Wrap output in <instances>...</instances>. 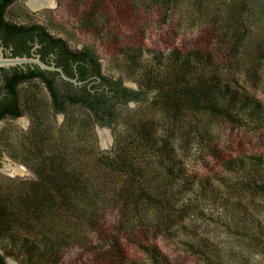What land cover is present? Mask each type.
<instances>
[{"label": "trees", "instance_id": "trees-1", "mask_svg": "<svg viewBox=\"0 0 264 264\" xmlns=\"http://www.w3.org/2000/svg\"><path fill=\"white\" fill-rule=\"evenodd\" d=\"M96 4L95 9L79 15L81 30L98 33V21L114 19L115 24L117 17L125 15L119 0H97ZM237 7L229 8L223 21L228 31L218 39L217 44L224 50L221 56L215 57L208 49L182 52L174 48L163 59L158 58L144 68L139 85L151 94V117L156 115L152 112H157L160 120L144 119L141 108L131 112L130 116L137 118L125 124L128 131L122 142L110 153H97L87 167L76 159L68 165L66 155H47L42 150L49 141L44 122L48 109L46 103L45 109L39 103L40 117L32 119L30 138L26 136L24 140L34 149L25 152V160H35V179L18 183V191L10 184L6 193L0 192V246L6 249L9 245L10 250H4L6 256H21L23 264H64L63 253L72 242L80 245L82 240L90 239L89 246L95 238L97 245L89 247L88 253L96 255V264H129L123 243L139 248L145 257L131 260V264H166L157 247L142 243L135 235L146 228L154 233V238L169 236L194 214L189 203L177 207L182 195L191 194L194 189L183 165L188 147L199 141L214 152L218 136L215 126H221L237 149L243 147V135L257 133V138L264 142V109L244 80L248 78L253 84L260 80L264 49L255 50L246 61L244 9ZM103 44L107 49L113 47L116 54V47ZM117 51L125 68L128 67L126 70H130L128 75L133 76L139 62L138 50L134 52L129 46ZM72 59L86 64L78 66L84 74L89 71L87 65H91L94 73L112 86L114 95L88 94L76 98L74 94L73 98H64L67 104L54 98L57 110L68 109L62 130L64 143L60 135L59 145L65 144L68 135L79 131V126L88 128V118L84 121L80 112L89 116L92 123H111L115 119L114 102L137 100L139 96L102 77L92 49L74 50ZM27 106V111L32 108ZM74 155L83 160L87 156L81 151ZM221 156L226 172L242 173L230 184L232 197L238 194L239 198L234 204L236 214L246 215L241 218L242 235L264 249V219L249 222L252 215L247 212L248 207L258 205L259 212L264 213V153L253 156L251 163L245 160H250V156L244 154ZM74 161H78L77 165ZM209 185L206 181L199 183L198 201L224 203ZM246 196L251 202L242 209L244 205L239 201ZM210 247L205 241L200 242L193 253L211 264L206 258ZM0 264H5L1 255Z\"/></svg>", "mask_w": 264, "mask_h": 264}, {"label": "rangeland", "instance_id": "rangeland-1", "mask_svg": "<svg viewBox=\"0 0 264 264\" xmlns=\"http://www.w3.org/2000/svg\"><path fill=\"white\" fill-rule=\"evenodd\" d=\"M96 1L59 0L55 9L47 12L42 11L39 17L42 22H49L54 27L53 31L62 33L73 50L92 49L101 63V72L105 78L134 88L146 96L144 101L131 108L115 105V119L110 132L111 148L103 152H112L115 146L122 142L125 133L128 131L126 125L137 118L131 117V112L141 108L139 112L144 114L142 116L144 119L160 120L161 115L157 112H152L156 115L151 117L148 106L151 94L139 85V76L144 68L149 64H154L156 60L163 59L165 54L174 48L182 52L192 49H208L215 54V57L221 56V52L224 50L217 43L218 39L223 37L222 34L228 31L225 29L223 21L228 16L229 8L238 5V7L242 6V10L244 9L245 49L248 56L246 61H249V55H252L255 50L264 49V0H119L122 6V14L125 13L124 17H117L115 24H112L114 19L98 21L96 25L98 33L94 34L90 31L81 30L78 18H80V14L95 9ZM131 11H133L132 14ZM127 14H130V19H127ZM108 16L113 18L112 14ZM220 28L222 29L219 32ZM103 43L116 47V54L113 47L107 49ZM129 46L134 52L138 50L136 54L139 57V62L135 65L138 67L135 68L131 77L128 75L130 70H126L128 67L125 68L123 65L121 53L117 51L120 48L122 52ZM244 80L248 91L258 98L264 109V62L262 63L260 80L257 83L253 84L248 78H244ZM79 115L83 116L84 121L88 118V128L79 126V131L68 135L65 144L59 145L60 135H62L61 143H64L62 130L66 117L62 118L57 127L51 114L47 113L44 122L48 126L45 133L46 139L49 141L45 143L42 150L47 155L51 153L66 155L68 165H71V162L76 159L87 167L95 155L102 152L99 149L91 119L83 111ZM27 122L25 120V123ZM28 128L29 126L26 124V128L22 129L19 122H7L2 127L9 132V141L6 144L0 142L1 154L11 164L21 169L24 175L0 171L1 193H6L10 184L18 191V183L35 179L32 170L36 164L35 160H25V152L34 149H32L31 144H25L24 140L19 142V138L27 132ZM214 128L218 135L212 148L215 150L214 152L206 148L203 142L198 141L193 146H189V149L183 154L185 174L194 183V189L191 194L182 195L177 207L189 203L194 214L186 219L182 225L175 227L169 236L154 238V233L146 228H142L135 236L140 238L142 243L157 247L166 264H208L206 259L203 261L201 256L193 253L195 252L193 248L204 241L211 246L206 257L210 259L211 264H264V249L254 246L248 238L242 235L241 230L244 224L241 218L246 217V215L236 214L234 204L239 200L238 194L233 197L231 195L232 189L230 187L233 185L230 184L237 181V177L242 173L231 175L226 172L223 167L224 158L221 156L244 154L250 156V160L248 157L245 160L251 163L253 156L256 157L264 153V142L257 138V133L243 135V147L237 149L236 146L233 147L229 135L221 131V126ZM79 151L87 155L84 160L80 155H74ZM78 161H74V163L77 165ZM205 181L210 184L211 188L213 187L214 191H217L224 203L198 201L199 183ZM249 202L251 201L248 197L239 201L240 204L244 205L242 209H245ZM247 212L250 216L252 215L249 222L253 219L256 221L264 219V213L259 212L258 205L248 207ZM89 240H82L80 245L72 242L67 247V251H64L61 262L64 264H96L94 261L96 255H91L88 251L89 247L97 244L94 242V238L88 246ZM127 244L123 243V247L127 252L126 259L129 264H131V260H145L139 248L129 247ZM5 248L0 246V253L5 259L14 264H23L20 259L21 256H6L4 250H10L9 245ZM99 252L101 253V251Z\"/></svg>", "mask_w": 264, "mask_h": 264}, {"label": "flooded vegetation", "instance_id": "flooded-vegetation-1", "mask_svg": "<svg viewBox=\"0 0 264 264\" xmlns=\"http://www.w3.org/2000/svg\"><path fill=\"white\" fill-rule=\"evenodd\" d=\"M57 1L59 0H0V58L37 59L45 66L61 69L68 79L79 83L74 85L64 80L58 72L42 70L36 64L0 67V142L2 144L9 141V132L2 129L7 122L27 120L26 124L29 128L19 138V142L25 140L26 136L30 138L32 119L40 117L41 114L39 103H43L44 109V103L47 104L46 108L51 116L62 115L65 118L68 109L57 110L54 107V98L67 104L64 98H73L74 94L76 98H85L88 94L105 93L108 96L113 94L112 86L94 73L95 70H92L91 65H87L89 71L84 74L85 71L78 66L81 64L86 67V64L74 62L72 59L74 50L69 46L65 36L53 31L54 27L49 22H42L39 17L41 12H47ZM97 64L101 76L104 77L99 60ZM27 105L29 107L32 105L28 111Z\"/></svg>", "mask_w": 264, "mask_h": 264}, {"label": "water", "instance_id": "water-1", "mask_svg": "<svg viewBox=\"0 0 264 264\" xmlns=\"http://www.w3.org/2000/svg\"><path fill=\"white\" fill-rule=\"evenodd\" d=\"M49 10L55 9L56 8V4H54L53 6L49 7ZM36 64L38 65L42 70H46V71H56L60 74V76L66 80L69 81L71 83H73L74 85H78L79 83H76L75 80H71L68 79L62 72L61 69L59 68H54V67H48L45 66L44 64H42L41 62H39L37 59H26V58H15L12 60H5L0 58V67H5V66H9V65H17V64ZM104 76V75H103ZM109 80V79H108ZM111 81V80H110ZM114 82V81H111ZM116 83V82H115ZM121 85V84H120ZM122 88L126 89L128 92L130 93H138L139 96L137 97V100H118L116 102H114V107L115 105H121V106H125L127 108H131L132 106H134L135 104L142 102L146 99V96L142 93H140L139 91L135 90L134 88L128 87V86H124L121 85ZM114 113V110H113ZM53 121L55 123V125L58 127L62 121L63 116L62 115H57V116H52ZM21 124V128L25 129L26 128V123L25 120H22L19 122ZM94 129H95V133H96V138H97V142H98V146L101 152L106 151V150H110L111 148V143H110V132L113 126V122L111 123H107L105 121L103 122H94ZM0 171H6V172H14V173H20L23 174V171L21 169H19L18 167L14 166L13 164H11L8 160H6V158L0 154ZM0 255L2 256V254L0 253ZM5 264H14L11 261L7 260L4 258Z\"/></svg>", "mask_w": 264, "mask_h": 264}]
</instances>
